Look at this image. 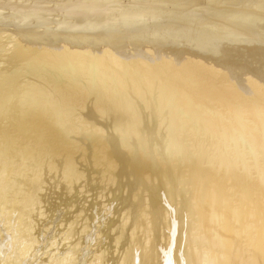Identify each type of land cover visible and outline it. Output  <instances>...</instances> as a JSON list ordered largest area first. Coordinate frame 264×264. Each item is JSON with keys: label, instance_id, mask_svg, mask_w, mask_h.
Returning a JSON list of instances; mask_svg holds the SVG:
<instances>
[{"label": "bare ground", "instance_id": "1", "mask_svg": "<svg viewBox=\"0 0 264 264\" xmlns=\"http://www.w3.org/2000/svg\"><path fill=\"white\" fill-rule=\"evenodd\" d=\"M12 1L0 2V32L1 27H11L17 42L5 48L2 45L5 41L0 40L3 42L0 44V115L10 113V107L20 108L17 122L36 135V138L32 136L36 141L28 140L29 144L37 142L34 145L41 151H38L41 158H35L38 171L34 175L24 173L25 168L19 170L21 175L24 173L22 176L30 175L26 178L29 183L9 181L12 178L8 163L3 165L9 169L8 175L0 170V254H6L0 258L1 264L31 261L41 242L42 231H39L48 217L43 199L46 185L55 182L53 191L62 190L59 194H66L75 190V184L83 177L75 161L80 162L81 155L76 153L79 149L76 135L85 129L97 136L91 142L95 147L96 168L100 171L109 168L114 175L108 176V181L112 186L120 184L128 191V197L122 192L117 196L120 202L113 200L115 207L107 205L109 215L105 217L109 218L110 214L113 219L116 217V227L105 222V217L96 220L100 203L95 208L93 203L86 206L75 197L71 199L70 208L75 210V218L83 216L82 224L77 229L72 225L76 219L72 218L73 222L62 219L57 226L61 229L47 246H56L59 238L61 245L54 251L48 248L46 258L42 253L44 258L39 264L73 263L88 239L91 242L103 239L106 244L101 243L89 253V264H264V0H152L150 5H140L141 0L138 4L136 0H133L135 4L133 1L123 4L119 0H69L70 3L64 0L65 3L55 1L54 6L39 0H26L28 4ZM57 9L64 14L56 22L53 20L55 24L50 20L51 25L49 19L56 13L50 15ZM25 43L30 51L24 49ZM121 53L126 59L128 54V63L122 62ZM125 65L128 68L123 70ZM18 76L22 78L18 80ZM144 92L153 97L157 94L160 99H150H163L164 107L169 103L167 98L172 101L167 109L154 105L152 108L141 99ZM138 97L141 98L132 100ZM177 108L182 109L184 114L179 112L182 118L188 116L192 120L190 127L182 124ZM72 110L78 111L76 117L71 115ZM110 118L114 126H118L115 120L124 126L127 132L124 136H119V130L107 133L106 128L112 129L107 122ZM101 119L103 122H98ZM56 121H62L63 132L56 130ZM163 122L173 125L175 132L166 138L158 134L163 141L161 144L157 141V148H153L157 153L164 150L166 159L176 153L169 160L170 169L164 167L162 157L159 163L158 157L150 156L145 146H139L151 144L147 141L149 136L156 140L153 127L156 123L161 130ZM169 126L165 128L168 130ZM190 128L201 135L194 142L191 140L192 144H185ZM48 141L52 144L50 148L43 143ZM221 142L225 143L221 157L230 156V149L226 148L230 142L251 150L247 154L254 160V164L247 160L250 174L247 178L251 183L240 202H230L227 183L219 179L218 165L226 161L216 160L219 164L213 168L215 146ZM16 149L10 151L14 154H9L22 158H17L18 162L32 155L28 156L29 148L23 152ZM176 159L185 160L187 166L173 165ZM58 167L65 173L59 172L61 178L56 181ZM231 171L238 174L233 168ZM222 185V191H218ZM9 190L13 192L10 194ZM178 195L181 205L176 200ZM21 202H25L26 210ZM117 204L124 208L120 217L114 212ZM94 222H97L95 229ZM108 240L118 247L115 250L111 246L110 254L106 253Z\"/></svg>", "mask_w": 264, "mask_h": 264}, {"label": "rangeland", "instance_id": "2", "mask_svg": "<svg viewBox=\"0 0 264 264\" xmlns=\"http://www.w3.org/2000/svg\"><path fill=\"white\" fill-rule=\"evenodd\" d=\"M5 1V2H4ZM1 0L0 2H3V3H8L7 2V0ZM12 1V0H11ZM15 1V2H14ZM19 1V2H18ZM13 0L12 2H14V3H20V2H22L23 4H28L29 2H31V0H27V1H29V2H27L26 0ZM25 1H26V3H25ZM34 1V0H33ZM39 1H44V4L46 3L48 6H54V4H56L57 5V3H55V1L56 2H58V1H60V2H63L64 0H39ZM46 1V2H45ZM65 1H69V0H65ZM65 1H64V3H65ZM75 1H77V0H71V2H75ZM79 1V0H78ZM121 1V2H120ZM130 1H133V0H124L123 2H122V0H119V3H127V2H129L128 4H132V2H130ZM135 1V0H134ZM134 1H133V4H138V2L140 3V0L138 1V0H136V2L134 3ZM143 0H141V3H140V5H150L151 4V2H154V1H152V0H150V2L149 3H147V4H145L146 2H148V1H143ZM51 2H53V3H51ZM118 2V1H117ZM50 3V4H49ZM69 3H70V1H69ZM52 4V5H51ZM55 5V6H56ZM3 10H4V8H3ZM59 10L60 9H57V10H55L53 13H51L52 15H50V16H53V14H57L58 15V17H56V14L53 16V17H50L51 19H49V17H48V19H49V21L50 20H52V22H53V20H55V22H56V19H58L59 18V16H62L63 14H62V11L60 10V12H59ZM58 12V13H57ZM62 14V15H61ZM55 17V18H54ZM52 18H54V19H52ZM61 18V17H60ZM59 18V19H60ZM48 19H47V21H48ZM52 22L50 21V23H51V25H52ZM50 23H47L49 26H50ZM54 23V22H53ZM55 24V23H54ZM53 24V25H54ZM5 28H3V27H1V31L2 32H0V40H3V42L5 41V43L4 44H2L3 42L1 41L0 42V44H2L3 46H5V48H9V47H12V46H9V45H15V44H17V42H15V40H16V36L14 35L13 36V34H14V29H13V31H12V28L11 27H7V29H6V26H4ZM3 28V29H2ZM8 29H11V31L13 32L12 34H10L11 32L8 30ZM3 30H5V31H3ZM9 31V32H7V31ZM4 32H5V34H4ZM7 32V33H6ZM2 34H3V36H2ZM12 35V36H11ZM10 36V37H9ZM2 37V38H1ZM9 37V38H8ZM13 37V38H12ZM8 38V39H7ZM15 38V39H14ZM12 41V42H11ZM14 42V43H13ZM12 43V44H11ZM2 45H0V46H2ZM24 45H27L26 43L24 44ZM25 48L24 49H26L27 47H29L28 45L27 46H24ZM21 48H23V46L21 45ZM30 48V47H29ZM28 49V48H27ZM29 51H30V49H28ZM124 53H121L120 55H121V57H122V62L124 61V62H126V63H128V61H129V56H128V54L126 53V56L128 57L127 59H126V57H125V54L123 55ZM128 60V61H127ZM1 64V63H0ZM0 67H1V65H0ZM4 68V67H3ZM126 68H128V66H124V69L123 68H121V71H122V69L123 70H125ZM130 70V72H131V69H129ZM133 70V69H132ZM120 71V73L121 74H123L124 73V71L123 72H121ZM130 75H132L131 73H129ZM128 74V75H129ZM119 75V74H118ZM129 75V76H130ZM17 77V76H16ZM22 78V76H18V80L19 79H21ZM25 79L27 78L26 76L24 77ZM152 93H156L155 91L154 92H152ZM152 93H150V94H152ZM142 94V93H141ZM149 94V93H148ZM148 94H146L145 95V92L142 94V98L141 99H144V100H146V101H148L149 103H150V106L152 107V108H154V107H163V109L164 108H166L167 107V105L169 104V103H171V99L172 98H167V101L169 102L168 104H166V107H164L165 106V103H164V101H163V99H162V101H156V100H153L154 99V97H155V95H154V97L152 96V95H148ZM148 96V97H147ZM150 96V97H149ZM139 97L137 98V99H132L133 101H137L138 99H140ZM150 98H153V99H150ZM155 99H160V98H157V94H156V97H155ZM170 99V100H169ZM151 100H153L152 102H153V104H152V102H151ZM154 101H156L157 103H159L160 102V104H162V103H164V106H163V104L162 105H159V104H156ZM167 101H166V103H167ZM152 105H154V107L152 106ZM157 105V106H156ZM14 107H16V109L14 108ZM19 107V106H18ZM150 107V108H151ZM11 108V109H10ZM10 108H8V110L10 109V113H7V114H3V115H0L1 117H0V131H1V133H0V170L1 171H5V174L6 175H8V173H9V169H7L5 166H4V168H3V165L5 164H7L8 163V167L11 169L10 170V172L11 173H13V174H11L10 173V176H11V178L12 179H10L9 181H12L14 184H16V183H29V182H27V179L26 178H28L30 175H25V176H27V177H25V176H22L24 173H26V171H27V173H29V174H31V175H34L35 174V172H37L38 170V165H36L35 164V158H38V159H40L41 157H40V154H38L39 152H41V151H39L37 148H36V145H37V142H33L32 144H29V140H34V141H36V139H34V138H36L35 136L36 135H34V133H33V135H32V133L29 131V130H27V129H24V128H28V127H26V125L24 126V125H22L21 123L22 122H17V117L19 116V114H20V111L18 110V109H20V108H18L17 109V105L16 106H13V107H10ZM13 108V109H12ZM167 109V108H166ZM14 110V111H13ZM16 110H18V112L16 111ZM179 110V111H178ZM13 111V112H12ZM177 113H182L183 111H182V109H179V108H177ZM182 111V112H181ZM73 112H75V113H73ZM14 114V116L12 115V114ZM19 113V114H18ZM72 113V114H71ZM71 113L69 112V115L71 114V115H74V114H77L78 113V111L77 110H72L71 111ZM180 113H179V115H180ZM182 114H184V113H182ZM181 114V115H182ZM10 115V116H9ZM12 115V116H11ZM81 115H82V113H81ZM180 115V116H181ZM6 117V118H5ZM74 117H76L75 115H74ZM109 117H111V115L109 116ZM10 120H9V119ZM108 118V117H107ZM161 118V117H160ZM159 118V119H160ZM179 119H181V122H182V124H184L185 123V125H186V127L187 126H189V125H191L192 124V120H190V118L187 116V117H183L182 118V116L181 117H179ZM185 120V121H184ZM189 120V121H188ZM10 121V122H9ZM184 121V122H183ZM62 122V121H61ZM59 123V122H55V124H54V126H55V128H56V130H59L60 132H61V125H62V123ZM98 122H103V119H101V120H99ZM110 125H109V127H111L112 129H107L106 128V130H107V133H109V132H111V131H115L116 132V130H119L117 133L119 134V136H124L125 134L124 133H127L126 131H124L125 129H124V126L123 125H120L116 120H115V122L114 123H116L118 126H114V124L112 123V119L110 118V120H108L107 121ZM157 122V121H156ZM4 123V124H3ZM13 123V124H12ZM19 123V124H18ZM95 124V122H92V124ZM191 123V124H190ZM163 124L165 125L166 123L165 122H163ZM9 125V126H8ZM23 127H22V126ZM60 125V126H59ZM120 125V126H119ZM157 126V128H156V126ZM155 127H153V129H155V131H154V134H155V132H156V135L154 136V134H153V132H152V134H153V137H156L157 139L156 140H154L152 137L150 138V136H149V138H147V141L148 140H150V142H151V144L149 143V145H151V146H149L147 143H145V144H143V145H139V146H145L144 147V149L146 150L145 152L147 153V154H149L150 156H151V154H153V155H155V157H158L159 158V155H160V159H158L157 158V160L159 161V163L161 162V157L163 158V157H165V155H164V150H159L160 151V153L158 152L157 153V150H156V152H155V150H154V148H157V147H155L156 145H158L157 143H159L160 142V144H161V142L163 141L161 138H159V136H158V134L160 135V136H162V137H165L166 138V136L167 137H169L168 135H170L171 133H173L172 131H174L175 132V128L174 129H172L173 127L170 125H162V127H161V130L159 129V125L158 124H156L155 123ZM77 126H79V124L77 125ZM76 126V127H77ZM121 126H123V127H121ZM169 126V128H168V130H167V128H165V127H168ZM19 127V128H18ZM119 129H118V128ZM186 127H184L185 129H187ZM190 127V126H189ZM188 127V128H189ZM12 128V129H11ZM16 128V129H15ZM19 130H18V129ZM23 128V129H22ZM77 128H81V126L80 127H77ZM115 128H117V129H115ZM4 129H6V130H4ZM10 129V130H9ZM124 129V130H123ZM150 129H151V127H150ZM166 129V130H165ZM192 128H190V130H188V133L190 134V136L189 137H187V140L185 141V144L186 143H188V144H192V141L194 142L195 140H197L199 137H200V135L201 134H199V133H195V132H193L192 130H191ZM8 130H9V133L10 134H6V133H8ZM13 130V131H12ZM163 130V131H162ZM3 131V132H2ZM19 131H20V133H19ZM23 131H24V133H23ZM85 133H84V132ZM123 133V135H122V133ZM161 131V132H160ZM62 132H63V129H62ZM78 132V131H77ZM81 132L83 133H81V135H76V137L79 139L78 140V147L77 148H79V149H77V155L79 156V154H81L80 156H79V158H78V160L80 159V162L79 161H77V160H75L76 161V163L78 162V166H77V169L79 168V170L81 171V173H82V175H83V177L80 179V181H78L77 183H78V185H77V183L75 184V190H72L71 192H68V193H66V194H59V192H61V191H53L54 190V186H55V182H52L51 183V186H47L46 185V194H47V196H46V194L43 196L44 198V207H46L47 209V211H48V217L46 218V220L44 221L45 222V224H42L43 226H42V229L39 231V232H41V233H39V234H41V242H40V244H39V246L37 247L38 249H36V251H35V253H33L32 254V256H31V261L29 262V264H39L40 263V261H42V259L45 257H47L48 256V254H46V252H47V249L49 248V250H50V248H51V250H53L54 251V249H56V248H58L60 245H61V239L59 238L58 240H57V243H56V246L54 245V246H50V247H48L47 245H49L50 244V241H51V239L53 238V237H55L57 234H58V230L59 229H61V228H58L57 226H59L60 224H61V222H63V221H66V220H68V221H71V220H73V219H76V222H74L72 225H75L74 227H79V225L80 224H82V223H80V221L81 220H83V216H80L79 218H75L74 217V215H75V210L73 211L70 207H72L71 205H70V203H72V200L71 199H73L74 197V199L75 200H79L80 201V203L79 204H82V205H85L86 204V206H89L91 203H93V206L95 207V208H98L99 206H101V208L99 207V209H98V211L100 212L99 214H98V219L96 218V220H99V218H101V219H104V218H102V217H105L106 215L105 214H107V215H109L107 212H109L108 210H107V212H106V209H108V207H111L112 208V205H114V202L115 201H113V200H120L117 196L119 195V194H122V192H124V194H126V197H128L127 195H128V191L127 190H124L121 186H120V184H116V185H114V186H112L111 185V182L110 181H108V179H109V177L108 176H110L111 178L113 177L112 175H114L113 174V172H111V170H109V168H107V169H104L105 171H103V169H102V166H101V168L100 169H102L101 171L100 170H98L97 168H96V162H94L95 161V151H93V148H95V147H93V144L91 143V142H94V140L96 141V139H97V136L95 135V134H91V133H88L87 132V130L85 129V130H81ZM87 132V133H86ZM147 132H149V131H147ZM168 132V133H167ZM191 132V133H190ZM28 133V134H27ZM170 133V134H169ZM187 133V134H188ZM19 134V135H18ZM24 134V135H23ZM39 135H41V131L38 133ZM77 134V133H76ZM163 134V135H162ZM174 134V133H173ZM3 135V136H2ZM4 135H7V136H4ZM31 135V136H30ZM172 135V134H171ZM34 138H33V137ZM66 136V135H65ZM9 137V138H8ZM14 137V138H13ZM29 137V138H28ZM40 137V136H39ZM94 137H96V139L94 138ZM6 138V139H5ZM22 138V139H21ZM42 138V137H41ZM50 138V137H49ZM87 138V139H86ZM90 138H91V140H90ZM159 138V139H158ZM189 138V139H188ZM10 139V140H9ZM29 139V140H28ZM151 139H152V141H151ZM3 140V141H2ZM5 140H8V141H6V143H5ZM88 140L90 141V143H88ZM192 140V141H191ZM17 141V142H16ZM155 141V142H154ZM158 141V142H157ZM11 142H13V143H11ZM39 142H40V140H39ZM153 142V143H152ZM157 142V143H156ZM180 142L181 141H179V145H180ZM7 143H9V145L7 144ZM34 143L36 144V145H34ZM44 143V145H46V147L47 148H50L51 147V142L50 141H48V142H43ZM88 143V144H87ZM131 143V142H130ZM227 143V142H226ZM230 143H232V142H230ZM230 143H228L227 144V146L229 147H227L226 146V148L227 149H230V152H229V155L231 156H229L228 157V154L226 155V156H224V157H221L222 156V153H221V151H222V149L223 148H225V143L224 142H221V144H216V148H215V153H214V155L212 156V157H214V159H215V157H216V159L215 160H213V163H214V161H215V163H214V166H213V163H212V166H213V168L214 167H217L216 166V164L218 163V161H216V160H218V159H220V161H226L225 162V164L224 165H218L219 166V176L221 177V178H219L220 179V181H221V183L223 182V184H226L227 183V185H226V188H229V195H228V198L230 199V202L231 201H237L238 200V202H240V200H241V198H243V196H244V194L247 192V190H248V188H249V183H251V181L249 182V178H247V177H250V174H249V172H248V164H247V160H249L250 161V164H254V160H251V158H250V156H248L247 154H249V152L251 151V150H248V149H250L249 147H248V149H247V147H246V145H245V147H244V145H243V147H244V149L245 150H243V147H241V146H239V145H235L234 143H232L231 145H230ZM12 146H11V145ZM23 144V145H22ZM90 144V145H89ZM134 144V143H133ZM153 144H154V146H153ZM234 144V145H233ZM3 145V146H2ZM19 145H20V147H19ZM40 145V144H39ZM90 147H89V146ZM137 145V143H135V147L137 148L138 146H136ZM148 145V148L146 147ZM221 145H224V146H221ZM9 146V148H7ZM27 146V147H26ZM32 146V147H31ZM181 146V145H180ZM231 146V147H230ZM234 146V147H233ZM2 147H3V149H2ZM4 147H5V150H4ZM14 147V148H13ZM15 147L17 148L16 150H18L19 152L21 151V152H23V151H25V149L27 150L28 148L31 150V151H29V155L28 156H30L31 154L33 155H31L27 160L24 158V162L23 161H20V160H22V158H19V156H13V154H14V152H11V153H13L12 155H10L11 153H10V151H14L13 149H15ZM23 147V148H22ZM89 147V148H88ZM92 147V148H91ZM154 147V148H153ZM159 147V146H158ZM162 147V146H161ZM222 147V148H221ZM235 147H236V151H235ZM7 148V149H6ZM11 148V149H10ZM20 148V149H19ZM22 148V149H21ZM36 150H35V149ZM151 148H153L152 150L153 151H151ZM242 148V149H241ZM28 149V150H29ZM33 149V150H32ZM90 149V150H89ZM110 149V148H109ZM107 150L108 151V153L110 152V150ZM135 149V148H134ZM138 150L140 149L139 147L137 148ZM137 149H135V150H137ZM219 149V150H218ZM83 151V152H81V151ZM147 150H148V152H151V153H148L147 152ZM233 150H234V153H233ZM238 150V151H237ZM248 150V151H247ZM35 151V152H34ZM39 151V152H38ZM47 151V150H46ZM242 151H244V152H242ZM7 152V153H6ZM78 152H79V154H78ZM152 152H154V153H152ZM231 152H232V155H234V157L231 155ZM248 152V153H247ZM7 155H6V154ZM10 153V154H9ZM83 153V154H82ZM157 153V154H156ZM163 153V154H162ZM251 153V152H250ZM5 155L7 156V158H9V159H7L6 158V161H5ZM76 155V154H75ZM85 156L86 158L83 160L82 158H84L83 156ZM94 155V156H93ZM142 155V154H141ZM157 155V156H156ZM237 155V156H236ZM9 156V157H8ZM174 156H176V153H172V156L171 155H169V159H166V158H163V160H164V167L166 166V168H169L170 169V164H171V161H172V159L173 158H175ZM177 156H178V158H179V152L177 153ZM236 156V157H235ZM240 156H243V158L246 160V162H245V160L242 158V157H240ZM34 157V158H33ZM81 157V158H80ZM142 157H144V156H142ZM227 157V158H226ZM239 157V158H238ZM15 158V159H14ZM20 159L19 160V162H20V166H19V162H18V159ZM45 158V157H44ZM50 159L49 157H47L46 156V159ZM76 158V159H77ZM181 158V157H180ZM232 158V159H231ZM236 158H238V160L236 159ZM82 159V160H81ZM171 159V161H169ZM8 160H9V162H8ZM166 160V161H165ZM242 160H244V161H242ZM12 161V162H11ZM83 161V162H82ZM183 161V162H182ZM178 160V159H176V160H174V162H173V165L175 164H177L178 166H181V165H185V163H188V162H185V160ZM235 161V162H234ZM239 162V164H238V162ZM16 162V163H15ZM22 162V163H21ZM82 162V163H81ZM181 162V163H180ZM229 164H228V163ZM237 162V163H236ZM11 163V164H10ZM23 163H25L26 165H24ZM80 163V164H79ZM184 163V164H183ZM227 163V164H226ZM230 163H232V164H230ZM15 164V165H14ZM23 164V165H22ZM165 164H167V165H165ZM234 164V165H233ZM242 164L244 165L243 166V168H241L242 167ZM95 165V166H94ZM23 166V167H22ZM25 166V167H24ZM36 166V167H35ZM94 168H93V167ZM185 166H187V165H185ZM208 166H209V164H208ZM222 166H224V168L222 167ZM225 166H228V167H225ZM231 166H233V167H231ZM235 166V167H234ZM236 166H240L239 168H241V169H239L238 167H236ZM14 167V168H13ZM35 167V168H34ZM210 167V166H209ZM231 167V168H230ZM20 168V169H19ZM23 168H25L23 171H24V173H22V175H21V171H19V170H21V169H23ZM59 168V169H58ZM57 168V171H58V178H57V180L56 181H58L60 178H61V175L59 174V172L60 173H62V171H63V175H64V173H65V171L64 170H62V168L61 167H58ZM105 168V167H104ZM232 168L234 169V171L236 170V172L238 173V174H236L235 172H233L234 173V176L236 175V177H234V176H231V174L233 175V173H232ZM14 169V170H13ZM18 169V171H16ZM61 169V170H60ZM98 170V172H94V173H91L92 171H96V170ZM229 169V170H228ZM7 170H8V172H7ZM37 170V171H36ZM171 170H173L172 169V167H171ZM228 172H226V171ZM243 170V171H242ZM13 171V172H12ZM30 171V172H29ZM174 171V170H173ZM176 171H178V168L175 170V172ZM239 171V172H238ZM104 174H103V173ZM225 172V173H224ZM229 172H231V173H229ZM20 173V174H19ZM95 173H96V175H95ZM100 173H102L103 175H101ZM241 175H240V174ZM93 174V175H92ZM224 174L225 175V177H224V175L222 176V175ZM230 174V175H229ZM242 174L244 175V178H243V176H242ZM105 175V176H104ZM228 175H229V177H228ZM238 175V176H237ZM245 175H246V178H245ZM239 176H242V177H239ZM3 177H4V173H3ZM33 177V176H32ZM60 177V178H59ZM231 178L232 177V179H230V180H232V181H230V180H228L227 178ZM235 179H234V178ZM240 178V179H238V182H237V178ZM0 178H2V176L0 177ZM90 178V179H89ZM94 178V179H93ZM243 178V179H242ZM185 179H186V177H185ZM244 179H246V180H244ZM249 179V180H248ZM224 180V181H223ZM241 180V181H240ZM83 181V182H82ZM94 181V182H93ZM106 183H105V182ZM227 181V182H226ZM242 181H244V182H242ZM103 182H104V184H103ZM230 182V183H229ZM232 182V183H231ZM95 183V184H94ZM236 183H237V185H236ZM13 184V185H14ZM100 184L102 185V186H100ZM106 184H107V186H106ZM211 184H214V181H213V179H212V182H211ZM231 184V185H230ZM82 187H81V186ZM103 185H105V186H103ZM118 185H119V188H118ZM216 185H218V184H216ZM242 185V186H241ZM246 185H248L247 187H246ZM44 186H45V184H44ZM78 186V187H77ZM81 188H80V187ZM85 186V187H84ZM89 186V187H88ZM97 186H98V188H97ZM116 186V187H115ZM186 186H188V184L186 185ZM223 186L224 185H222L221 186V188H220V186H218V188H217V190L218 191H220V189H221V191H222V189H223ZM231 186H233V187H231ZM48 187V188H47ZM94 187V188H93ZM101 187V188H100ZM104 187H107V189L106 188H104ZM180 185H179V189H180ZM217 187V186H216ZM231 187V188H230ZM242 189H241V188ZM97 188V189H96ZM114 188H115V190H114ZM182 188V187H181ZM234 188V189H233ZM118 189H120V190H118ZM233 189V190H232ZM245 189V190H244ZM86 190V191H85ZM99 192H98V191ZM104 190V191H103ZM105 190H106V193H105ZM109 191V194L107 193L108 191ZM122 190V191H121ZM124 190V191H123ZM231 190V191H230ZM242 192H241V191ZM51 191V193L49 194V192ZM77 191V192H76ZM88 191V192H87ZM95 191V192H94ZM113 191V192H112ZM119 192V193H117V192ZM13 191L11 190H9V193L11 194ZM54 192V193H53ZM56 192V193H55ZM112 192V193H111ZM116 194H115V193ZM71 193V194H70ZM100 193H102V194H100ZM114 193V194H113ZM140 193H141V191H140ZM237 193H238V195H237ZM85 194V195H84ZM89 194V195H88ZM100 196H99V195ZM103 194L105 195V197L103 196ZM235 194V195H234ZM242 194V195H241ZM63 195V196H62ZM95 195V196H94ZM110 195V196H109ZM234 195V196H233ZM242 197H241V196ZM46 196V197H45ZM65 196V197H64ZM68 196V197H67ZM70 196V197H69ZM83 198H82V197ZM85 196V197H84ZM87 196V197H86ZM101 196H102V198H101ZM108 196V197H107ZM113 196V197H112ZM237 196V197H236ZM67 197V198H66ZM77 197H79L78 199H76ZM96 197V198H95ZM98 197V198H97ZM105 199H104V198ZM107 197V198H106ZM114 197H116L115 199H114ZM178 197H179V195L177 196V198H176V200L178 201V204L179 205H181L179 202H181L180 200L181 199H178ZM235 197V198H234ZM90 198V199H89ZM97 199V200H95V199ZM101 198V199H100ZM109 198V199H108ZM181 198V197H180ZM232 198V199H231ZM67 199V200H66ZM83 199V200H82ZM93 201H92V200ZM51 200V201H50ZM91 200V201H90ZM105 200V201H104ZM109 200V201H108ZM70 201V203H68ZM101 201V202H100ZM229 201V200H228ZM26 202V204H28V202L27 201H25ZM25 202L23 203V202H21V203H23L21 206H22V208H24V206L26 207V205H25ZM103 202V203H102ZM113 202V203H112ZM118 202H120V201H118ZM229 202V203H230ZM232 202V203H233ZM50 203V204H49ZM54 203V204H53ZM61 203V204H60ZM67 203V204H66ZM89 203V204H88ZM96 203V204H95ZM101 205H100V204ZM232 203H230V204H232ZM98 204H99V206H98ZM55 205V207H53ZM57 205V206H56ZM92 205V204H91ZM107 205H108V207H107ZM116 205V204H115ZM115 205H114V207H115ZM118 205V204H117ZM222 205H224V203H222ZM226 205V204H225ZM105 206H106V208H105ZM120 205H118L117 206V208L121 211V213H120V211L117 209L116 211L114 210V212L116 213V215H122V209H124L123 207H119ZM43 207V208H44ZM27 208V207H26ZM26 208H24V210H26ZM28 208H29V204H28ZM50 208V209H49ZM57 208V209H56ZM61 208V209H60ZM76 208V207H75ZM51 209L53 210V211H51ZM72 211H71V210ZM115 209V208H114ZM57 210H60V212L59 211H57ZM110 210V209H109ZM236 210L238 211V209L236 208ZM236 210H235V213H237L236 212ZM49 211H51L50 213H49ZM57 212V213H56ZM239 212V211H238ZM96 213V212H95ZM51 214V215H50ZM53 215H54V218H53ZM56 215V216H55ZM67 215V216H66ZM120 215H119V217H120ZM73 216V217H72ZM95 216V215H94ZM101 216V217H100ZM50 217V218H49ZM58 217V218H57ZM69 217H70V219H69ZM82 217V218H81ZM113 217L114 216H112L111 214H110V216H109V218L108 217H105V218H107V219H104V221L106 222V221H108L109 223H111V224H115V220H116V217L113 219ZM67 218V219H66ZM73 218V219H72ZM55 219H57V221L55 220ZM62 219H63V221H62ZM66 219V220H65ZM100 219V220H101ZM51 220H53V221H51ZM95 220V218L93 219V221ZM111 220H113V221H111ZM51 223H50V222ZM73 221H75V220H73ZM73 221H71V222H73ZM222 221V220H221ZM241 221V220H240ZM47 222V223H46ZM48 222H49V224H48ZM55 222V223H54ZM60 222V223H59ZM77 222H79V224L77 223ZM119 222V220L117 221V223ZM225 222V220L223 221V223ZM77 223V224H76ZM94 225H93V228L94 227H96V225H97V222L95 223H93ZM110 224V225H111ZM116 225L117 224H115V225H112L113 227H116ZM69 226V225H68ZM71 226V225H70ZM78 227H77V229H78ZM56 228H57V230H56ZM93 228H92V231H93ZM74 229H76V228H74ZM76 229V230H77ZM95 229V228H94ZM50 230V231H49ZM58 231V232H57ZM91 231V228H90V230H89V232ZM51 232V233H50ZM53 232V233H52ZM51 235H50V234ZM55 234V235H54ZM200 234V237L201 238H203L204 237V234L203 233H199ZM44 235V236H43ZM58 237H60V236H58ZM44 239V240H43ZM56 239V238H55ZM103 240V239H102ZM102 240H99V241H97V242H94V240L92 239V242H93V245L95 244V247L93 248V245H92V242H91V239H88V241L87 240H85V243H84V247H83V250H82V252L79 254L78 253V255H76L77 257H76V260L72 263L71 261V263L69 262V264H79V261H80V264H84V262H82L81 263V261H84L85 260V262L87 261V263H85V264H89L90 262H91V253L94 251V249L98 246V245H100L101 243L103 244V246L104 245H106V244H104V241H102ZM59 241H60V243H59ZM110 240H108V243H110L109 242ZM49 242V243H48ZM112 242V241H111ZM106 243H107V241H106ZM60 244V245H59ZM90 244V245H89ZM58 245V246H57ZM112 246V243H110V244H108V250L106 249V253H109L110 254V247ZM115 245L113 244V246L112 247H114ZM86 247V248H85ZM92 247V248H91ZM115 250H117L118 249V247L117 246H115ZM45 249V250H44ZM38 250V251H37ZM88 250H89V252H88ZM91 250V251H90ZM119 251V250H118ZM45 255L44 257H43V254ZM90 253V254H89ZM119 253H120V251H119ZM115 255H117L118 254V252H116V253H114ZM6 254H0V258L1 257H4ZM79 255H81L80 257H78ZM90 256V257H89ZM82 257V258H81ZM77 258H80V260H77ZM87 259V260H86ZM77 261V262H76ZM76 262V263H75ZM0 264H1V262H0Z\"/></svg>", "mask_w": 264, "mask_h": 264}]
</instances>
